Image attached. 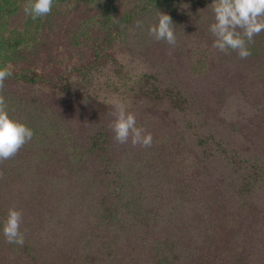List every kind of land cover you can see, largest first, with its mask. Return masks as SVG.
<instances>
[{
	"label": "rangeland",
	"instance_id": "obj_1",
	"mask_svg": "<svg viewBox=\"0 0 264 264\" xmlns=\"http://www.w3.org/2000/svg\"><path fill=\"white\" fill-rule=\"evenodd\" d=\"M10 1L15 13L0 21V65L13 69L3 95L10 116L34 136L14 158L0 163V204L23 212V245L27 240L36 243L42 251L40 264H65L51 231L66 218L52 221L50 231L44 215L72 195L73 164L102 127L99 116L93 119L76 95L78 80L70 77L78 66L97 60L93 88L110 112L107 129L114 120L110 102L119 100L135 113L137 126L153 136L151 147H134L129 140L116 148L127 154L129 164L132 157L138 163L148 161L168 186L182 190L188 178L201 173L198 188L214 187L201 168L198 148L190 143L194 135L213 136L230 154L231 149L244 157L254 153L264 165V31L253 38L251 55L240 59L232 50L226 55L212 47L213 0H55L52 12L36 20L25 15L26 0ZM158 12L172 18L175 46L148 35L149 26L158 23ZM138 20L142 28L135 26ZM144 76L151 77L147 84L155 90L180 87L195 103L178 110L163 97L134 96L139 83L146 85L140 82ZM59 77L67 86L53 82ZM222 91L233 93L219 101ZM208 172L218 177L227 169L214 161ZM250 195L247 205L231 207L219 193L212 226L206 230L213 240L193 246L198 256L204 255L201 264H238L239 255L264 245V191L256 188ZM22 250L0 237V264H31ZM54 256L57 261L48 262ZM252 261L257 264L251 255L247 263Z\"/></svg>",
	"mask_w": 264,
	"mask_h": 264
},
{
	"label": "trees",
	"instance_id": "obj_2",
	"mask_svg": "<svg viewBox=\"0 0 264 264\" xmlns=\"http://www.w3.org/2000/svg\"><path fill=\"white\" fill-rule=\"evenodd\" d=\"M14 13V3L0 0V21ZM95 61L97 60L78 66L74 69L75 76L70 78L78 80L77 89L72 87L76 90L80 104L83 103L84 110L91 112L93 119L99 116L102 127L95 136L89 138L88 149L83 157H77L73 164L72 173L76 186L72 188V195L56 207L50 206L44 215V222L50 231L55 219L57 223L61 218H66L68 222L65 224L66 221L60 220L62 223L51 231L58 243L55 247L62 251L60 262L201 264L204 255L198 256L193 246L201 244L203 239V243H211L213 240L206 232L212 226L214 206L220 198L219 193L226 195L231 207L247 205L252 198L250 194L256 188L264 191V165H260V160L254 153L253 158L241 156L239 150L231 149L230 154L228 147L210 135H194L190 143L198 148L204 175L215 182L216 186L213 185L212 188L204 187L205 185L198 188L200 181H196V178H200L201 173L188 178L189 185L179 190L168 186L164 178L156 175L157 172L152 171L153 167L148 161L138 163L132 157L129 164L127 154L116 148L118 145L113 140L114 134L106 127L107 117L110 115L108 107L99 100L98 91L93 88L92 69L97 66ZM150 78L144 76L140 79V82L145 81L150 87L147 91H142L146 85L139 83L138 93L134 96L151 97L154 100L163 97L178 110L195 103L193 95L180 87L155 90L151 83L147 84ZM64 80L59 77L53 82L60 86ZM67 82L62 86H67ZM232 93L224 95L222 91L219 101H226ZM241 97L247 99L244 91L241 92ZM240 124L242 123L239 122V126ZM229 126L233 131L240 130L237 126ZM248 148L252 151L250 147L246 149ZM214 161H220L227 173L218 177L210 174L208 167ZM213 191L215 193L211 194ZM7 212L0 204L1 238L4 237L3 223ZM247 230L250 232V229ZM190 238L194 242H189ZM257 238L255 234L249 238V242L252 244ZM26 245L28 247L23 245L22 250L25 258L30 259L31 264L42 263L39 255L41 250H37L36 243L27 240ZM255 248L252 246L248 252L239 255L238 264H243L244 261L247 263L251 255L255 257L257 264H264V245ZM49 260L57 261V256L48 259V262ZM252 264L256 263L252 261Z\"/></svg>",
	"mask_w": 264,
	"mask_h": 264
},
{
	"label": "clouds",
	"instance_id": "obj_3",
	"mask_svg": "<svg viewBox=\"0 0 264 264\" xmlns=\"http://www.w3.org/2000/svg\"><path fill=\"white\" fill-rule=\"evenodd\" d=\"M54 2L55 0H26L23 11L36 20L48 16ZM209 7L214 13V22L209 26L210 33L215 37L212 47L226 55L232 50L240 59L248 58L253 38L264 31V0H213ZM135 26L142 28L143 24L138 20ZM148 35L171 46L177 43L175 25L168 14L158 12V23L149 26ZM12 74L11 64L0 65V163L14 158L34 136L31 128L9 114L3 91L6 80ZM110 103L114 120L109 127L114 133V141L126 144L130 140L134 147H151L152 134L137 126L136 115L129 110V106L119 100ZM2 175L0 172V176ZM22 223L23 212L13 206L8 210L3 223L6 242L23 246L25 238L21 231Z\"/></svg>",
	"mask_w": 264,
	"mask_h": 264
}]
</instances>
